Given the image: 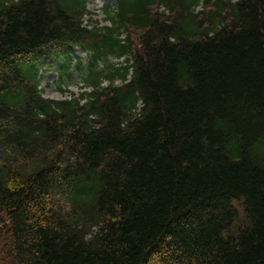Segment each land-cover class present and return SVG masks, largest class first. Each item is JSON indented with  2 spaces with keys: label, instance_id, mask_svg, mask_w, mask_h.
<instances>
[{
  "label": "trees",
  "instance_id": "16d2710c",
  "mask_svg": "<svg viewBox=\"0 0 264 264\" xmlns=\"http://www.w3.org/2000/svg\"><path fill=\"white\" fill-rule=\"evenodd\" d=\"M86 2L0 0V264H264V0Z\"/></svg>",
  "mask_w": 264,
  "mask_h": 264
},
{
  "label": "rangeland",
  "instance_id": "374dc122",
  "mask_svg": "<svg viewBox=\"0 0 264 264\" xmlns=\"http://www.w3.org/2000/svg\"><path fill=\"white\" fill-rule=\"evenodd\" d=\"M87 7L90 10L93 18L97 19L101 24H106L105 15L103 13V5L107 0H87ZM109 2H113L109 0ZM76 56H80L82 58L83 66H86L87 56L86 53L82 52L79 48L76 49ZM117 59H114L116 61ZM74 63L75 60H74ZM87 68L82 72L86 74ZM72 76H68L64 74L62 79H59L58 75V67L53 68L49 73H47L42 81L41 88L42 94L44 97H50L54 99L64 98L70 96L71 93L75 95L81 90V86L83 82V76L78 71L72 67L69 71Z\"/></svg>",
  "mask_w": 264,
  "mask_h": 264
}]
</instances>
